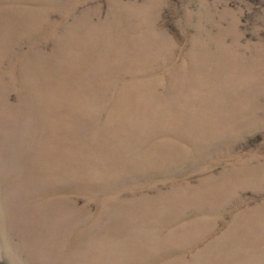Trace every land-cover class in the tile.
Wrapping results in <instances>:
<instances>
[{"label":"rangeland","instance_id":"obj_1","mask_svg":"<svg viewBox=\"0 0 264 264\" xmlns=\"http://www.w3.org/2000/svg\"><path fill=\"white\" fill-rule=\"evenodd\" d=\"M0 264H264V0H0Z\"/></svg>","mask_w":264,"mask_h":264}]
</instances>
